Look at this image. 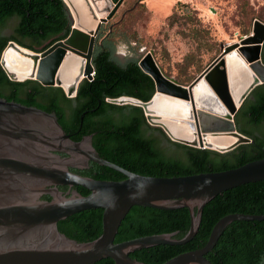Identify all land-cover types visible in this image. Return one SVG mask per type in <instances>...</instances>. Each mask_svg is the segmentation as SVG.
<instances>
[{
  "label": "water",
  "instance_id": "water-1",
  "mask_svg": "<svg viewBox=\"0 0 264 264\" xmlns=\"http://www.w3.org/2000/svg\"><path fill=\"white\" fill-rule=\"evenodd\" d=\"M62 1L72 19L69 35L40 53L10 41L0 55V66L13 82L34 80L60 87L73 98L79 84L93 78L92 55L101 25L113 18L124 0ZM263 44L264 23L254 20L248 35L222 44L220 54L187 85L167 77L153 51H144L138 66L154 82L152 98L142 102L122 96L107 102L140 107L149 125L182 145L227 153L254 143L236 130L234 118L252 91L264 84ZM69 59L79 65H73L67 77ZM173 130L190 138L178 137ZM89 161L125 179L96 180L68 170L85 168ZM263 181L264 158L221 172L177 177L135 174L100 157L92 146V135L73 141L54 113L0 98V264H94L105 258L114 264H143L130 254L190 242L209 201L233 188ZM44 186L52 187L55 200L35 202ZM57 186L80 187L89 194L74 190L72 196L64 197ZM134 206L163 211L186 208L189 231L179 240L174 234H156L115 243L121 222ZM93 209L102 210V233L97 239L77 243L59 232V221ZM233 221H264V215H226L214 225L204 247L163 264H212L206 255Z\"/></svg>",
  "mask_w": 264,
  "mask_h": 264
},
{
  "label": "trees",
  "instance_id": "trees-1",
  "mask_svg": "<svg viewBox=\"0 0 264 264\" xmlns=\"http://www.w3.org/2000/svg\"><path fill=\"white\" fill-rule=\"evenodd\" d=\"M180 5L177 3V7ZM129 14L101 27L92 55L93 78L79 84L75 97L68 98L60 87L43 86L34 80L13 82L0 66V98L54 113L73 141L92 135V146L100 157L142 176L221 172L264 158V84L252 91L234 118L236 130L254 143L241 144L227 153L173 142L161 128L147 123L140 107L107 102L122 96L147 102L155 92L153 80L138 66L139 41L126 29ZM178 15L175 9L169 20L174 21ZM194 18L195 12L190 11L183 18L186 19L184 26L193 27ZM254 18L264 23L259 15ZM9 27L11 33L5 35ZM71 27L72 19L62 0H0V55L10 41L33 52H43L64 40ZM250 30L249 27L243 34L248 35ZM188 31L193 32L191 28ZM120 44L129 52L124 61L117 55ZM261 60L264 64V44ZM176 80L181 85L190 82L184 76ZM78 174L105 181L125 179L120 173L94 162ZM76 190L82 196L89 194L80 187ZM230 214L264 215V181L233 188L209 201L203 207L198 231L190 242L141 249L130 257L143 264H163L179 254L198 250L207 243L214 225ZM57 227L60 233L77 243L91 242L102 233V210L71 215L59 221ZM189 228L186 208L163 211L134 206L121 222L114 242L156 234H174L179 240ZM206 258L212 264H264V221H233ZM94 264L114 262L105 258Z\"/></svg>",
  "mask_w": 264,
  "mask_h": 264
},
{
  "label": "rangeland",
  "instance_id": "rangeland-1",
  "mask_svg": "<svg viewBox=\"0 0 264 264\" xmlns=\"http://www.w3.org/2000/svg\"><path fill=\"white\" fill-rule=\"evenodd\" d=\"M175 9L179 17L171 21ZM190 11L195 12L193 27L184 26ZM129 12L126 29L139 41V58L153 51L167 77L184 76L192 82L220 54L222 44L245 36L254 20L261 22L257 15L264 20V0H125L109 22ZM10 33L11 27L4 31ZM117 55L124 61L129 55L126 46L118 45Z\"/></svg>",
  "mask_w": 264,
  "mask_h": 264
},
{
  "label": "flooded vegetation",
  "instance_id": "flooded-vegetation-1",
  "mask_svg": "<svg viewBox=\"0 0 264 264\" xmlns=\"http://www.w3.org/2000/svg\"><path fill=\"white\" fill-rule=\"evenodd\" d=\"M125 1V0H124ZM121 7V6H120ZM119 7V8H120ZM117 13V12H116ZM115 16V15H114ZM113 16V17H114ZM110 21V20H109ZM108 21V22H109ZM106 23H104V24H102L101 25V27L103 26V25H105ZM101 29V28H100ZM97 38V37H96ZM95 43H96V41H95ZM95 48V47H94ZM59 156L61 157V158H65V157H67L65 154H59ZM89 163H91L90 161L88 162V166H89ZM88 166L87 167H69L68 168V170L70 171V172H72V173H75V174H78V171H82V170H84V169H87L88 168ZM79 175V174H78ZM56 189L58 190V192L59 193H61V195L62 196H64V197H70V196H72V192L74 191V190H76V188L75 187H72V188H69V187H67V186H57L56 187ZM51 190H52V187H49V186H44L43 188H40L39 189V192L40 193H38L37 194V197H36V199H35V202H51V201H54L55 200V196L54 195H52L51 193ZM77 191V190H76Z\"/></svg>",
  "mask_w": 264,
  "mask_h": 264
},
{
  "label": "bare ground",
  "instance_id": "bare-ground-1",
  "mask_svg": "<svg viewBox=\"0 0 264 264\" xmlns=\"http://www.w3.org/2000/svg\"><path fill=\"white\" fill-rule=\"evenodd\" d=\"M73 65H79V63L78 62H74L73 60H71V59H69V61H68V64H67V67H66V75H67V77L70 75V70L73 68ZM173 132H174V134L176 135V136H178V137H186L187 135H183L181 132H178V131H176V130H173ZM188 137V136H187ZM188 138H190V135H189V137ZM214 142L215 143H220L221 141H219V140H214Z\"/></svg>",
  "mask_w": 264,
  "mask_h": 264
}]
</instances>
